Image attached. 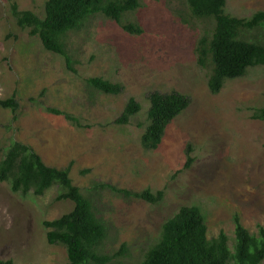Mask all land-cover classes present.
I'll list each match as a JSON object with an SVG mask.
<instances>
[{"label": "rangeland", "instance_id": "1", "mask_svg": "<svg viewBox=\"0 0 264 264\" xmlns=\"http://www.w3.org/2000/svg\"><path fill=\"white\" fill-rule=\"evenodd\" d=\"M47 1L0 0V99L16 97L20 104L16 121L11 110L0 107V151L21 142L46 165L71 167L74 185L92 200L108 227L101 254L115 255L124 245L129 250L110 264H142L164 224L185 206L202 210L209 239L224 231L233 246L237 214L257 234L258 226H264V121L252 114L264 108V68L251 69L212 94L209 72L196 56L208 22L192 18L188 0H141V8L125 22L138 24L142 35H131L98 14L64 36L72 72L62 56L48 52L12 14L16 3L20 11L44 18ZM259 11H264V0H228L226 8L240 18ZM93 78L122 85V94L95 90L87 82ZM155 92H178L191 104L152 151L141 139ZM131 99L142 111L130 124H117ZM46 108L74 115L84 128ZM189 155L194 162L187 168ZM99 184L134 193L165 191V198L151 204L95 188ZM59 193V187L43 196L14 193L0 182V261L68 264L67 248L51 245L45 227L75 208L70 200L58 201Z\"/></svg>", "mask_w": 264, "mask_h": 264}, {"label": "trees", "instance_id": "2", "mask_svg": "<svg viewBox=\"0 0 264 264\" xmlns=\"http://www.w3.org/2000/svg\"><path fill=\"white\" fill-rule=\"evenodd\" d=\"M227 3L228 0H188L192 18L209 25L200 34L196 56L198 65L209 72L208 87L214 95L219 94L228 81L246 77L251 69L264 68V11L256 12L250 18L234 17L226 13ZM140 8L141 0H48L44 18L30 11H20L16 3L12 4V14L21 28L30 30V35L38 38L48 52L62 56L68 69L75 72L63 40L65 35L80 29L89 18L98 14L115 21L131 35H142L144 30L138 24L125 22L127 15ZM257 32L263 33L256 36ZM87 82L103 94L120 95L123 92L122 85L104 78ZM190 104V98L178 92L153 93L148 124L141 139L143 147L158 150L169 126ZM0 107L11 110L17 120L20 104L16 97L0 99ZM45 111L63 116L76 127L84 128L72 114L55 108H46ZM141 111L140 103L131 99L116 123L128 125ZM252 119L264 121V108L255 109ZM193 162L189 155L187 168ZM0 182L9 184L14 193H34L36 196L59 187L58 201L70 200L75 204L71 213L45 222V227L50 230L49 243L67 248L68 264H110L115 258L129 254L126 245L115 255L101 254L108 227L97 216L92 200L74 185L71 167H50L31 146L13 141L0 151ZM98 187L151 204H159L165 198V191L134 193L106 184L95 188ZM234 224L235 243L231 246L224 231L219 237L209 239L206 219L199 207H182L164 224L159 241L147 251L142 264H263L264 226L259 225L258 233L253 234L243 225L238 214L234 217ZM0 264L14 262L0 261Z\"/></svg>", "mask_w": 264, "mask_h": 264}]
</instances>
